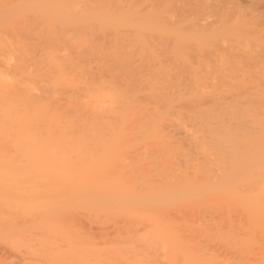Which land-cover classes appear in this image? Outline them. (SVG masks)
I'll return each instance as SVG.
<instances>
[{
	"label": "bare ground",
	"instance_id": "6f19581e",
	"mask_svg": "<svg viewBox=\"0 0 264 264\" xmlns=\"http://www.w3.org/2000/svg\"><path fill=\"white\" fill-rule=\"evenodd\" d=\"M0 264H264V0H0Z\"/></svg>",
	"mask_w": 264,
	"mask_h": 264
}]
</instances>
